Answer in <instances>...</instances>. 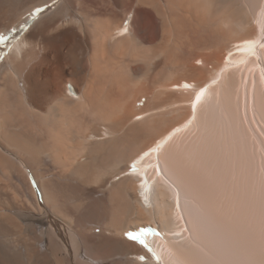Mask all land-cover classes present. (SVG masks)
<instances>
[{"label": "bare ground", "instance_id": "obj_1", "mask_svg": "<svg viewBox=\"0 0 264 264\" xmlns=\"http://www.w3.org/2000/svg\"><path fill=\"white\" fill-rule=\"evenodd\" d=\"M51 3L0 65V264H264V0H0V34Z\"/></svg>", "mask_w": 264, "mask_h": 264}, {"label": "rangeland", "instance_id": "obj_2", "mask_svg": "<svg viewBox=\"0 0 264 264\" xmlns=\"http://www.w3.org/2000/svg\"><path fill=\"white\" fill-rule=\"evenodd\" d=\"M162 1V0H161ZM176 3H178L177 1H176ZM127 6V3H123L122 5H120L119 7H121V8H119V7H117V9H119L118 10V12L122 15L124 12H125V7ZM108 8H112V6L110 7H108ZM127 8V7H126ZM164 7H162V13H163V15H164V18H165V21L166 22H170L171 20H170V18H171V16H168V21H167V17H165V12L167 11V10H165V9H163ZM138 9V6L137 5H135V12H136V10ZM124 10V11H123ZM117 11V10H116ZM122 11V12H121ZM143 11H145V12H150V15L148 16V14L143 18V20L141 21V23L139 22L138 23V27L140 26L141 28H143V27H145V26H147V24L149 23V21L152 19V21H153V27L154 28H158L159 26V23H158V20H157V18L155 17V14L150 10V9H148V8H145ZM237 10H236V8H233L232 10H230V12H228L227 13V15L226 16H230V15H232L234 12H236ZM104 22H106L107 23V20L105 21V19L103 20V25H105L104 24ZM139 27V28H140ZM173 34H175V33H172L171 34V36L172 37H170L171 39L168 41V43H167V46L165 47V49L167 48V50H168V52H167V50H166V52H164L165 51V49L163 50V53H165V54H163L162 56H158L159 57V60H160V62H159V60H158V57H153L154 55H152L149 59L151 60L150 62H152V64H156V58H157V64H156V68H158L159 67V65L162 63V62H165L167 59V57L169 56V55H166V53L168 54V53H170L171 51H169V50H171V48L173 49V47H172V45H175V36H176V34L175 35H173ZM203 35H201V37H202ZM234 38L236 37V36H233ZM197 38H199V37H197ZM234 38H232V39H234ZM177 39V38H176ZM175 40V41H174ZM173 41H174V43H173ZM224 43V42H223ZM171 45V47H169ZM168 47H169V49H168ZM64 53L65 54H67V50L65 49L64 50ZM166 56V57H165ZM153 58H154V60H153ZM154 62V63H153ZM158 62H159V64H158ZM191 62H193V60H191ZM197 64H200V62H198L197 61ZM148 80V78H141V79H138L136 82H135V87H134V90H136L142 83H143V81L144 80ZM140 81V82H139ZM149 81V80H148ZM138 86V87H137Z\"/></svg>", "mask_w": 264, "mask_h": 264}]
</instances>
